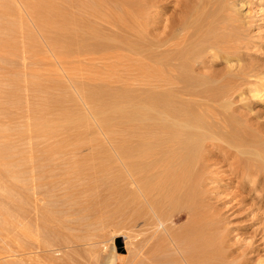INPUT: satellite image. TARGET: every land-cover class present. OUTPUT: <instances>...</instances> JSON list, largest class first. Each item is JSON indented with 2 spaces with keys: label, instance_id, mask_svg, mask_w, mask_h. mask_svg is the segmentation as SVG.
I'll return each instance as SVG.
<instances>
[{
  "label": "rangeland",
  "instance_id": "374dc122",
  "mask_svg": "<svg viewBox=\"0 0 264 264\" xmlns=\"http://www.w3.org/2000/svg\"><path fill=\"white\" fill-rule=\"evenodd\" d=\"M60 1L53 0L54 5ZM85 1L67 0V15L87 17L81 7ZM146 1L147 28L135 27L141 34L127 38L134 47L118 51L128 52L135 60L125 53L116 60L112 47L94 48V43H114L105 35L116 28L96 24L100 31L89 36L80 21L74 24L77 29L64 23L65 19L62 29L50 27L43 15L35 17L37 0H0V169L4 181L0 182V264H184L180 259L188 254H194L197 261L213 258V264H264V176L234 175L229 170L237 157H246L238 147L242 142L247 144L240 148L259 146L264 151V0H204V6L202 0H180L186 7L182 6L183 11L176 9L177 0ZM68 31L73 32V41ZM171 31L172 39L165 38ZM217 46L221 49L214 56L210 48ZM161 97H170L178 109L176 115L190 114L191 128L205 138L197 143L201 165L195 175H201L202 190L211 197L207 214L212 224L203 222L206 230L200 229L201 238L195 235V248L188 240H179V235L186 234L187 215L166 199L154 209L158 196L149 203L143 194L134 192L127 170L116 157L117 144L129 137L127 126L121 140L118 137L122 135L116 114L119 105L127 107L140 99L148 105L150 100L160 102ZM159 130L152 134H161ZM245 131L252 132V137ZM258 131L261 135L255 134ZM229 137L235 139L231 143L240 156L235 147L230 148ZM51 148L59 150L54 158ZM241 177L247 186L240 190ZM248 188L252 198L246 197ZM173 233L180 238L170 240Z\"/></svg>",
  "mask_w": 264,
  "mask_h": 264
},
{
  "label": "bare ground",
  "instance_id": "6f19581e",
  "mask_svg": "<svg viewBox=\"0 0 264 264\" xmlns=\"http://www.w3.org/2000/svg\"><path fill=\"white\" fill-rule=\"evenodd\" d=\"M7 1V0H6ZM26 1V0H25ZM38 2H35L34 5L36 8V15L35 17H38V15H43L44 17V20L47 21V25H50L55 27L54 25H56L57 28H61V25H62V19H65V22L64 23H70L74 28V24L76 25L77 24V21H80V24H82L81 22L85 23V30L87 33H90L89 36L91 35L92 33V36L94 32H97L99 29V27L97 25H102L100 27H104L106 29L107 26H105L106 24L108 25L109 28H111V30L113 28H116L117 30H112L114 32H112L113 34L111 35H105L106 38L108 39H111L112 41H114V43H109L107 44V42H103L101 43V46H99V43L96 44L94 43V48H100L101 51H102V47H105V50H107V47L108 46L109 48H113L112 49V52H111V55L114 56L113 58H116L117 55H120L121 58H123L125 54H127L128 58L131 55H128V52H124V53H119L118 51L119 50H129L131 48V45L133 46L132 41L131 43H129L130 39L128 40L127 38L128 37H131V36H136L138 37L141 33L140 31H137V29H135V27L137 26H144L147 25L146 22H149L148 20V16H145L143 15V12L147 9H145L147 7V3L148 1L146 0H94L92 2V0H87L85 1V5L81 6L82 9L87 13V17H84V18H78L77 15L76 17L74 16H71L69 17L67 15V13H70L69 10L68 12L66 13L65 11V2L67 0H61L60 4H55L54 5V2L53 0H37ZM73 1V0H72ZM84 1V0H83ZM176 1V0H175ZM178 3L176 7L177 10L185 7L182 5L181 1L180 0H177ZM176 1V2H177ZM200 1V0H199ZM203 1V5L204 6V0ZM206 1V0H205ZM208 1V0H207ZM216 1V0H215ZM223 1V0H222ZM221 1V3H223ZM59 2V1H58ZM110 2L112 4H110ZM150 2V1H149ZM191 2V1H190ZM198 2V1H197ZM211 2V1H210ZM29 3V2H28ZM120 3H122L121 5H119ZM213 3V1H212ZM220 3V2H218ZM114 4V5H113ZM168 4V3H167ZM194 4V3H193ZM196 4V3H195ZM208 3H206V6H207ZM234 4V3H233ZM32 5V4H31ZM119 5V6H118ZM150 5V4H149ZM148 5V7H149ZM197 5V4H196ZM200 5V6H201ZM235 5V4H234ZM67 6V4H66ZM72 6V5H71ZM69 6V8L71 7ZM183 6V7H182ZM198 6V5H197ZM199 6V7H200ZM210 6H213V5H210ZM215 6V5H214ZM217 8H218V5L216 4ZM229 6V5H228ZM239 6V5H238ZM73 8V6H72ZM186 8V7H185ZM183 8V9H185ZM201 8V7H200ZM209 8V7H207ZM211 8V7H210ZM215 8V7H214ZM220 9H222V7H219ZM226 8V7H224ZM68 9V8H67ZM66 9V10H67ZM194 9V8H193ZM192 9V10H193ZM197 9V7L195 8ZM216 9V8H215ZM33 10V9H32ZM182 10V9H181ZM203 11V8L200 9ZM212 10V9H211ZM224 10V9H223ZM31 11V10H30ZM183 11V10H182ZM185 11V10H184ZM206 11V9H205ZM209 11V9H208ZM220 10L218 9V12ZM34 12V11H33ZM76 12V11H75ZM199 12V11H198ZM213 13L212 11H209V13ZM217 12V13H218ZM223 12V11H222ZM220 12V13H222ZM230 12V11H229ZM228 12V13H229ZM82 13V12H80ZM145 13V12H144ZM201 13V12H200ZM208 13V12H207ZM76 14V13H75ZM74 14V15H75ZM170 14V13H169ZM187 14V13H185ZM204 14V13H203ZM226 14V12L224 13ZM223 14V15H224ZM72 15V14H71ZM89 15V16H88ZM181 15V14H180ZM207 16V15H205ZM179 17V16H178ZM182 17V16H181ZM193 17V16H192ZM204 17V16H203ZM210 18V16H207V18ZM215 17V16H214ZM213 17V18H214ZM220 17V16H219ZM40 18H42L40 16ZM78 18V19H77ZM195 18V16H194ZM193 18V19H194ZM199 18V17H198ZM202 18V17H201ZM206 18V20H207ZM212 18V19H213ZM38 19V18H37ZM35 19V20H37ZM81 19V20H80ZM186 19V18H185ZM191 19V18H190ZM204 22L206 21L205 20V17L203 18ZM211 19V20H212ZM227 19V18H226ZM41 20V19H40ZM43 20V19H42ZM41 20L42 24H43V21ZM76 20V21H75ZM151 20V19H150ZM216 20V19H215ZM229 20V19H227ZM226 20V21H227ZM38 21V20H37ZM177 21V20H176ZM175 21V22H176ZM188 21V20H187ZM223 21V20H222ZM225 21V22H226ZM230 21V20H229ZM227 22L228 24L230 22ZM14 22V21H13ZM40 22V21H38ZM151 22V21H150ZM161 22V21H159ZM189 22V21H188ZM192 22V21H191ZM195 22L196 19H195ZM209 22V21H207ZM206 22V23H207ZM217 22V21H216ZM79 23V22H78ZM95 23V25H94ZM153 23V22H152ZM169 23L170 25L173 24L172 20H169ZM190 23V22H189ZM200 23V22H199ZM226 23V24H227ZM233 23V22H232ZM41 24V25H42ZM52 24V25H51ZM144 24V25H143ZM182 24V23H181ZM197 24V23H196ZM208 25H206V28H210L211 26V23H207ZM214 23H212V26H213ZM175 25V24H174ZM178 25V23H177ZM188 25V24H187ZM191 25V24H190ZM193 25H194V22H193ZM216 25H218L216 23ZM82 26V25H81ZM148 26V25H147ZM147 26L145 28H147ZM173 26V25H172ZM208 26V27H207ZM231 26V25H230ZM234 26V25H233ZM42 27V26H41ZM49 27V28H50ZM76 28L74 29H77V26H75ZM98 27V28H97ZM174 27V26H173ZM177 27V26H176ZM198 27V26H197ZM200 27V26H199ZM221 27V26H220ZM1 28V27H0ZM71 28V27H70ZM103 28V29H104ZM163 28V27H162ZM191 28V27H190ZM205 28V27H204ZM205 28V29H206ZM208 28V29H209ZM48 29V28H47ZM58 29V30H59ZM104 29V30H105ZM142 29V28H141ZM155 29V28H154ZM192 29V28H191ZM207 29V30H208ZM217 29V28H215ZM219 29V28H218ZM55 30V29H54ZM83 30V29H82ZM84 30V31H85ZM139 30V29H138ZM170 30V29H168ZM188 30V29H187ZM212 30V29H211ZM214 30V29H213ZM46 31V30H45ZM53 31V30H52ZM74 31V30H72ZM72 31H68L69 35H71L70 37V41H73V32ZM75 31H78V30H75ZM74 31V32H75ZM100 31V30H99ZM107 31V30H106ZM109 31V30H108ZM183 31V30H182ZM181 31V32H182ZM190 31V30H189ZM205 31V30H203ZM220 31V30H219ZM12 32V31H11ZM54 32V31H53ZM52 32V33H53ZM109 31L108 34L111 33ZM144 32V31H143ZM188 32V31H187ZM197 32V31H196ZM201 32V31H200ZM212 32V31H211ZM103 33V32H101ZM99 33V34H101ZM168 36H166L165 38H170L174 32H167ZM185 33V32H183ZM192 33V31H191ZM202 33V32H201ZM59 34V32H58ZM57 34V35H58ZM64 34V32L62 33ZM95 34V33H94ZM199 34V33H197ZM81 35V34H80ZM184 35V34H183ZM196 35V34H195ZM203 35V34H202ZM8 36V35H7ZM13 36V35H12ZM53 36V35H52ZM55 36V35H54ZM61 37L64 36V35H60ZM91 36V37H92ZM97 36V35H96ZM101 36H103L101 34ZM145 36V35H144ZM174 36V35H173ZM172 36V37H173ZM180 36V35H179ZM178 36V37H179ZM194 36V35H193ZM200 36V35H199ZM57 37V36H56ZM171 37V39H172ZM181 37V36H180ZM186 37V36H185ZM229 37V36H228ZM59 38V37H58ZM97 38V37H96ZM142 38V37H141ZM140 38V39H141ZM145 38V37H144ZM195 38V36L193 37ZM192 38V39H193ZM217 38V37H216ZM56 39V38H55ZM62 39V38H61ZM78 40V38H76ZM81 39H82V35H81ZM86 39V38H85ZM90 39V38H89ZM147 39V38H146ZM145 39V40H146ZM152 39V38H151ZM223 39V38H222ZM84 40V39H83ZM81 40V41H83ZM104 40V38H103ZM128 40V41H127ZM133 40V39H132ZM174 40V39H173ZM182 40V39H181ZM186 40V39H185ZM229 40V38H228ZM234 40V39H233ZM232 40V41H233ZM55 41V40H54ZM54 41H53V44H54ZM61 41V40H59ZM85 41H88V40H85ZM96 41V40H95ZM94 41V42H95ZM139 41V40H138ZM188 41H191V38L190 40ZM193 41V40H192ZM220 41V40H219ZM31 42V41H30ZM78 42V41H77ZM89 42V41H88ZM171 42V41H170ZM184 42V41H183ZM223 41H221L222 43ZM226 42V41H225ZM229 42V41H228ZM27 43V42H26ZM65 43V42H63ZM80 42H78L79 44ZM86 43V42H85ZM91 45L93 44L92 41H90ZM90 43L86 46H89ZM143 43V42H141ZM151 43V42H150ZM202 43V42H201ZM208 43V42H206ZM213 43V42H212ZM217 43V42H216ZM56 44H57V41H56ZM59 44V42H58ZM82 44V43H81ZM140 44V43H139ZM154 44V43H153ZM203 44V43H202ZM205 44V43H204ZM211 44V43H209ZM68 45V44H67ZM83 45V44H82ZM134 45L136 46H140L139 48H141L143 46V48L145 47L143 44L141 45H138L137 42L135 44L134 42ZM206 45V44H205ZM218 45V43L216 44ZM215 44L213 45L216 46ZM222 45V44H221ZM233 45V44H232ZM231 45V46H232ZM163 46V45H162ZM170 46V45H169ZM202 46V45H201ZM223 48H225L226 46L222 45ZM221 46V47H222ZM71 47V46H70ZM73 47V46H72ZM134 47V46H133ZM151 47V46H150ZM212 47V46H211ZM218 47L217 46V49L215 48H210L212 49L211 53L212 55L214 56H217L218 52H220V50H218ZM79 48H80V44H79ZM90 48V47H89ZM136 48V47H135ZM138 48V49H139ZM147 48V47H146ZM153 48V47H152ZM158 48V47H156ZM199 48V47H198ZM201 48V47H200ZM220 48V47H219ZM228 48V47H227ZM226 48V51L227 50H230V49H227ZM232 48V47H231ZM99 49V50H100ZM142 49V48H141ZM159 49V48H158ZM171 49V48H170ZM221 49V48H220ZM21 50V49H20ZM88 50V49H87ZM90 50V49H89ZM92 50V49H91ZM95 50V49H93ZM131 50V49H130ZM134 50V49H133ZM157 50V49H156ZM155 50V51H156ZM160 50V49H159ZM218 50V52H217ZM96 51V50H95ZM94 51V52H95ZM210 51V50H209ZM223 51V50H222ZM92 52V53H94ZM98 52V51H97ZM108 52V51H106ZM106 52L104 54H106ZM117 52L119 54H117ZM143 52V51H142ZM145 52V51H144ZM208 52V50H207ZM229 52V51H228ZM110 51L108 52L107 55H109L111 57V55L109 54ZM153 53V52H152ZM225 53V51H224ZM102 54V53H101ZM130 54V53H129ZM171 54V53H170ZM169 54V55H170ZM195 54V53H193ZM103 55V54H102ZM107 55H104V56H107ZM116 55V57H115ZM147 55V54H146ZM168 55V54H167ZM179 55V54H178ZM183 55V54H182ZM222 55V54H221ZM225 55V54H224ZM118 56L116 58V60L120 57ZM126 56V57H127ZM135 56V55H134ZM149 56V54L147 55ZM161 56V55H160ZM184 56V55H183ZM187 56V55H185ZM194 56V55H193ZM196 56V54H195ZM108 57V56H107ZM106 57L105 60H108V58ZM139 59L140 56H136V59ZM145 57V56H144ZM166 57V56H165ZM164 57V58H165ZM170 57V56H169ZM173 57V56H172ZM171 57V58H172ZM135 57H133L132 59H134ZM154 58V57H153ZM180 58V57H179ZM188 58V57H187ZM104 59V57H103ZM112 59V58H111ZM145 59V58H144ZM157 59V58H156ZM169 59V58H168ZM174 59V58H173ZM176 59V57H175ZM181 59V58H180ZM184 59V58H183ZM195 59V58H194ZM131 59H129L130 61ZM132 60V61H133ZM155 60V59H154ZM153 60V61H154ZM166 60V59H165ZM186 60V59H185ZM190 60V59H189ZM197 60V59H196ZM121 61V60H120ZM125 61H128L127 59ZM124 61V63H125ZM156 61V60H155ZM179 61V59H178ZM183 61V60H182ZM191 61V60H190ZM194 61V60H193ZM115 62V61H113ZM123 62V60H122ZM172 62V61H171ZM121 63V62H120ZM138 63V62H137ZM141 63V62H140ZM157 63V62H156ZM116 64V63H115ZM117 64H118V61H117ZM116 64V65H117ZM122 64V63H121ZM136 64V63H135ZM172 64V63H171ZM173 65V64H172ZM149 66V65H148ZM147 67V66H146ZM152 67V66H151ZM171 67V66H170ZM30 68V67H29ZM142 68V67H141ZM140 68V69H141ZM33 69V68H32ZM145 70V68H144ZM239 70V69H238ZM246 72V71H245ZM249 73V72H248ZM134 74V73H133ZM143 74V73H142ZM120 75V74H119ZM124 76V75H122ZM121 77V76H120ZM142 77V76H141ZM133 78V77H132ZM30 83V82H29ZM28 83V85H29ZM122 83V82H121ZM32 84V83H31ZM30 84V85H31ZM26 85V86H28ZM31 86H35V82H34V85L32 84ZM31 88V87H30ZM125 88V87H124ZM132 88V87H130ZM190 88V87H189ZM25 89V88H24ZM28 89V88H26ZM34 89V87L31 88V90ZM38 89V88H37ZM195 89V88H194ZM22 90V89H21ZM37 91V90H36ZM124 91V90H123ZM186 91V90H185ZM126 92V91H125ZM147 92V91H146ZM150 92V91H149ZM177 92V91H176ZM32 92H30L31 94ZM139 93V92H138ZM168 93V92H167ZM172 93V92H171ZM33 94H35L33 92ZM32 94V95H33ZM37 94V93H36ZM31 95V96H32ZM94 95V94H93ZM117 95V94H116ZM122 95V94H121ZM138 95V94H137ZM153 95V94H152ZM168 95V94H166ZM170 95V94H169ZM186 95V94H185ZM194 95V94H193ZM95 96V95H94ZM136 96V95H135ZM33 97V96H32ZM118 97V96H117ZM172 97V96H171ZM35 98V97H34ZM33 98V99H34ZM95 98V97H94ZM137 98V97H136ZM135 98V99H136ZM162 98V97H161ZM170 98V97H169ZM167 98V97H164L161 99L160 102H155L153 103L152 100H150L151 103H149L148 105H146V103H143V101L140 100H135L136 102L132 103L131 101V104L129 103L128 106L126 107L124 104L123 105H119V108H118V114L119 115V123L121 124L119 127L122 126V128L120 130L123 129V127L126 128V126L128 127L127 132L128 133V137L127 136V133L125 136H127L130 140L129 142L126 141V138H123L125 140V142L128 143V145H125V142L124 140L122 139V141H120V145H118V150L116 151L118 154H117V160H119L118 162L122 165V169H126L127 170V175H129V179H130V182L132 185H134V192L135 190H137V192L139 194H143L144 195V198L146 201H148L149 203L153 200L152 197H154V195H157L158 196V200L156 201L155 197V201L158 202L156 205L153 204L152 206L155 207L154 209H156V207H160V204H162V202H165L167 200V202H170L171 204H173V206L176 204L178 205V209L177 211L178 212H181V213H184L187 215V219H186V222L185 224L183 225V227L185 228V232L186 234L184 235H179V236H182V239L180 237H176V233H175V236L174 233L171 235V239L174 238L175 239H179V240H188L189 244L191 246H193L194 248L196 247L195 245V242L194 240H198L196 238L195 235L199 236L200 233V229L203 227L202 224L204 225L207 224L210 220V215L209 213L207 214V211L210 209V206H208V199L209 196H207L208 194H206V191L203 192L202 190V177L200 178V176H196V172H198V168H200V165H198V157L200 156L199 154V151L200 149L198 150V145L197 143H200L198 142L200 140V138H202V135L201 133L199 134L198 132H195L191 127H193L194 125L190 124L188 122V118L190 120V114H186L185 113V116L184 117H180L179 115H176L177 114V108H175L171 102H170V99ZM32 99V98H31ZM118 99V98H117ZM151 99V98H150ZM195 99V98H194ZM35 100V99H34ZM132 100H134L132 98ZM172 100V99H171ZM200 100V99H199ZM159 101V100H158ZM196 101V100H195ZM121 102V101H120ZM125 99L122 100V103H125ZM145 102V101H144ZM147 102V101H146ZM183 102V100H182ZM188 102V101H187ZM193 102V101H192ZM8 103V102H7ZM121 103V104H122ZM148 103V102H147ZM194 103V102H193ZM203 103V102H202ZM222 103V101H221ZM101 104V103H100ZM174 104V103H173ZM184 104V103H183ZM188 104V103H187ZM226 104V103H225ZM4 105V104H3ZM175 105V104H174ZM177 105V104H176ZM197 105V104H195ZM189 106V105H188ZM200 106V105H199ZM224 106V105H223ZM104 107V106H103ZM190 107V106H189ZM201 107V106H200ZM215 107V106H214ZM7 108V107H6ZM199 108V107H198ZM203 108V107H201ZM200 108V109H201ZM101 109V108H100ZM192 109V108H191ZM190 109V110H191ZM197 109V108H196ZM117 110V109H116ZM224 110V109H223ZM99 111V108L98 110ZM192 111V110H191ZM196 111V110H195ZM198 111V110H197ZM102 112V111H101ZM100 112V113H101ZM193 112V111H192ZM103 113V112H102ZM191 113V112H190ZM206 115V114H205ZM210 115V114H209ZM32 116V114H31ZM183 116V115H182ZM169 118V119H167ZM151 121H154V125H149ZM156 121V122H155ZM159 121V122H157ZM29 122V121H28ZM193 122V121H192ZM34 123V122H33ZM117 123V124H119ZM35 125V124H34ZM198 125V124H197ZM223 125V124H222ZM238 126V125H237ZM197 127V126H196ZM200 127V126H199ZM34 129V127H33ZM125 129V130H126ZM160 129L161 132H158V133H161V134H156V133H153L152 134V131H156ZM159 130V131H160ZM244 130V129H243ZM35 131V130H34ZM124 130L121 131H118L119 134H122V135H119L118 137L120 138L121 140V137H123V132ZM202 131V130H200ZM205 131V130H204ZM46 132V131H45ZM121 132V133H120ZM147 132H151V135H147L145 136L144 134ZM234 132V131H233ZM237 132V131H236ZM261 132V131H260ZM144 133V134H143ZM163 133V134H162ZM232 133V132H231ZM230 133V134H231ZM239 134V132H237ZM246 133V131H245ZM249 133V131H248ZM259 133V131H258ZM234 134V133H233ZM233 134L231 135L233 137ZM244 134V132H243ZM247 134V133H246ZM256 135H261L260 133L257 134L255 133ZM237 135V134H236ZM235 135V137H236ZM241 135V134H240ZM247 135H251L252 137V132L250 134H247ZM246 135V136H247ZM254 135V134H253ZM255 135V139H257ZM263 135V134H262ZM213 136V134H212ZM231 137V138H232ZM238 137V136H237ZM236 137V138H237ZM242 135H241V139H242ZM261 137V136H259ZM263 137V136H262ZM118 138V139H119ZM161 138V139H160ZM214 138V137H213ZM217 138V137H216ZM244 138V137H243ZM247 138V137H246ZM202 139H205V138H202ZM201 139V140H202ZM218 139V138H217ZM234 138L230 139L229 137V142L230 144H232L233 142L231 140H233ZM249 139V137H248ZM251 139V138H250ZM250 139H249V143H250ZM252 138V141L255 140ZM262 139V138H260ZM47 140V139H46ZM46 140H44V142H46ZM177 140V141H176ZM235 140V139H234ZM233 140V141H234ZM259 140V139H258ZM257 140V141H258ZM49 142V140H47ZM158 141V142H157ZM176 141V142H175ZM210 141V140H209ZM220 141V140H219ZM222 141V140H221ZM227 141V140H226ZM237 141V140H236ZM248 141V140H246ZM43 142V143H44ZM52 142V141H51ZM50 142V145L53 144ZM232 142V143H231ZM235 142V141H234ZM254 142V141H253ZM263 142V140H262ZM170 143V144H169ZM203 144V142H201ZM239 143V142H237ZM236 143V145H237ZM243 143H246V142H242ZM258 143V142H256ZM42 144V142H41ZM240 144V143H239ZM239 145V149H240V152L243 153L244 155H246V157L244 158H236L234 160V162L232 163L233 165H231L230 163V171L233 172L234 175L236 174H239L241 175L242 174H257L259 175L262 179V176H264V151L263 149L260 150V147L257 146V148L255 149H247L245 146L241 147L242 146ZM247 144V143H246ZM260 144V143H259ZM204 145V144H203ZM202 145V146H203ZM206 145V144H205ZM234 145V146H232ZM230 146L231 147H235V144H232ZM244 145V144H243ZM261 145V144H260ZM48 146V148H49ZM201 146V147H202ZM210 146V145H209ZM207 146H205L206 148ZM256 147V146H255ZM264 147V146H263ZM236 148V147H235ZM234 148V149H235ZM259 148V149H258ZM47 149V148H46ZM208 149V148H207ZM233 149V148H232ZM239 149L236 148L235 151H237L238 153H236V155L239 154ZM51 153H52V156L51 158L59 153V150L58 149H55V148H51ZM44 151V150H43ZM47 151V150H46ZM203 153V152H202ZM235 153V152H234ZM240 153V154H241ZM243 154H241L243 156ZM46 156V155H45ZM240 156V155H238ZM204 157V156H203ZM236 157V156H235ZM54 158V157H53ZM205 159V158H203ZM200 160V159H199ZM206 161H204L205 163ZM203 163V164H204ZM207 163V162H206ZM242 164L246 165V167H243ZM120 165V166H121ZM206 165V164H205ZM203 165V167L205 166ZM42 166V165H41ZM232 166V167H231ZM202 167V166H201ZM206 169V168H204ZM124 170V171H126ZM203 171V170H202ZM209 171V170H208ZM229 171V172H230ZM207 173V172H206ZM120 174V173H119ZM232 174V173H230ZM203 176V175H202ZM253 176V175H252ZM234 179V178H233ZM264 179V178H263ZM2 179V171L0 169V182H1ZM235 180V179H234ZM239 181V180H238ZM252 181V180H251ZM263 181V180H262ZM4 182V181H3ZM1 182V183H3ZM264 182V181H263ZM202 183V184H201ZM121 184V183H120ZM249 184V183H248ZM253 184V183H252ZM251 184V185H252ZM256 184V183H255ZM1 185V184H0ZM258 185V184H257ZM261 185H262V182H261ZM260 185V186H261ZM201 186V188H200ZM245 186H247V183H246V179L245 178H242L241 177V180H240V184L238 185V187L240 188H244ZM251 187V186H249ZM252 188H254L252 186ZM204 189V188H203ZM206 189V188H205ZM249 190L246 191L247 194H246V197L250 195L251 197V193L253 191H251V188H248ZM255 189V188H254ZM2 190V189H1ZM2 192V191H1ZM153 192H156V193H153ZM119 193V192H118ZM4 194V193H3ZM136 194V193H135ZM153 194V196H152ZM161 194V195H160ZM163 194V196H162ZM236 194V193H235ZM254 194V193H253ZM233 195V194H232ZM142 196V195H140ZM160 196V197H159ZM162 196V197H161ZM255 196V195H254ZM143 197V196H142ZM235 197V196H234ZM249 197V199H250ZM150 198V199H149ZM163 198V199H161ZM242 198V197H241ZM252 198V197H251ZM257 198V197H255ZM259 198V197H258ZM8 199V198H7ZM150 201H149V200ZM152 199V200H151ZM166 199V200H165ZM243 199V198H242ZM241 199V200H242ZM261 199V197H260ZM259 199V201H260ZM4 200V198H3ZM6 200V199H5ZM164 200V201H163ZM236 200V199H235ZM154 201V202H155ZM162 201V202H161ZM243 201V200H242ZM241 201V202H242ZM255 201V200H253ZM258 201V202H259ZM148 203V205H149ZM153 203V202H152ZM166 203V202H165ZM169 203V204H170ZM243 203V202H242ZM264 203V202H263ZM6 204V203H5ZM255 204V203H254ZM119 205V204H118ZM151 205V204H150ZM246 205V204H245ZM252 205V204H251ZM2 207V205H1ZM23 207V206H22ZM21 207V208H22ZM151 207V206H150ZM149 207V208H150ZM251 207V206H250ZM249 207V208H250ZM253 207V206H252ZM146 208V207H145ZM177 208V207H176ZM254 208V207H253ZM174 209V207H173ZM159 210V209H158ZM134 211V210H133ZM147 211V210H146ZM154 211V210H153ZM160 211V210H159ZM251 211V210H250ZM151 212V211H150ZM149 212V213H150ZM155 214H156V211H154ZM210 212V211H209ZM153 213V212H152ZM161 213V212H160ZM163 213V212H162ZM169 213V212H168ZM211 214V213H210ZM148 215V214H147ZM151 215V214H150ZM209 215V216H207ZM216 215V214H215ZM260 216V215H259ZM150 217V216H148ZM152 217V216H151ZM155 217V216H153ZM156 218V217H155ZM218 218V217H217ZM129 219V218H127ZM159 219V218H158ZM166 219V218H165ZM209 219V220H208ZM213 219V218H212ZM211 219V221H212ZM147 221V220H146ZM166 221V220H165ZM164 221V222H165ZM148 222V221H147ZM146 222V223H147ZM204 222V223H203ZM215 222V221H214ZM137 223V222H136ZM162 223V221H161ZM210 224V222H209ZM212 224V222H211ZM210 224V226H211ZM158 225V224H157ZM150 226V225H149ZM153 226V225H151ZM160 226V224H159ZM158 226V228H159ZM215 226V225H214ZM154 228V226H153ZM204 228V227H203ZM206 228V226H205ZM204 228V230H206ZM155 230V229H154ZM163 230V229H162ZM121 231V230H120ZM171 231V230H170ZM211 231V230H210ZM157 232V231H156ZM214 232V231H213ZM179 233V232H178ZM181 233V231H180ZM203 234V233H202ZM206 234V233H205ZM220 234V233H218ZM152 235V234H151ZM168 235V234H167ZM170 235V234H169ZM178 235V234H177ZM173 236V237H172ZM195 236V237H194ZM216 236V235H215ZM224 235H222L223 237ZM169 237V236H168ZM212 237V236H211ZM145 238V237H144ZM153 238V237H152ZM158 238V237H157ZM170 238V237H169ZM199 238H201L199 236ZM207 238H208V235H207ZM137 239V238H136ZM161 239V238H160ZM168 239V238H167ZM204 239V238H203ZM201 239V240H203ZM162 240V239H161ZM200 240V239H199ZM160 242V241H159ZM169 242V241H168ZM175 242V241H174ZM180 242V241H179ZM203 242V241H202ZM171 243V242H170ZM198 243H201V241H199ZM196 243V244H198ZM213 243V242H212ZM215 243V242H214ZM166 244V243H165ZM202 244V243H201ZM220 244V242H219ZM142 245V244H141ZM207 245V244H206ZM209 248H210V245H208ZM101 247V246H100ZM145 247V246H144ZM163 247V246H162ZM200 247V246H199ZM203 247L204 244H203ZM159 249V248H158ZM161 249V248H160ZM164 249V248H163ZM205 249V248H204ZM203 249V250H204ZM132 250V249H131ZM175 250V249H174ZM193 250V248H192ZM202 250V251H203ZM208 250V248H207ZM196 251H199V250H196ZM113 252V251H112ZM183 252H186V251H183ZM201 253V251H199ZM207 252V251H206ZM209 252V251H208ZM211 252V251H210ZM191 253V252H190ZM198 253V252H197ZM199 253V255H200ZM206 254V253H205ZM213 254V253H212ZM194 254L192 255H181L182 258L180 260H182L184 264H213V258H209V257H206L204 260L202 261H197V259H193V256ZM196 255V254H195ZM198 255V254H197ZM198 255V256H199ZM217 255V254H216ZM172 256V255H171ZM187 256V257H185ZM197 256V257H198ZM213 256V255H212ZM215 256V255H214ZM158 257V256H157ZM196 257V256H194ZM69 258V257H68ZM107 258V257H106ZM111 260H113L112 258H110ZM117 259V258H115ZM217 259V258H216ZM235 259V258H234ZM60 260V259H59ZM110 260V261H111ZM176 260V259H175ZM175 260L173 261V263L175 262ZM171 260H169L168 262H170ZM197 261V262H196ZM216 261V260H215ZM112 262V261H111ZM262 262V261H261ZM68 263V262H67ZM75 263V262H73ZM86 263V262H85ZM110 263V262H109ZM178 263V262H177ZM228 263V262H227ZM241 263V262H239ZM260 263V262H259ZM99 264V263H98ZM103 264V263H102ZM113 264V262H112ZM170 264V263H169ZM176 264V263H174Z\"/></svg>",
  "mask_w": 264,
  "mask_h": 264
}]
</instances>
